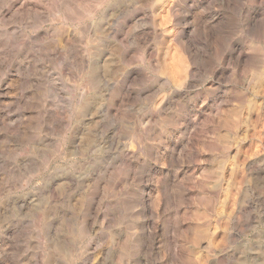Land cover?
I'll use <instances>...</instances> for the list:
<instances>
[{
	"label": "rangeland",
	"instance_id": "rangeland-1",
	"mask_svg": "<svg viewBox=\"0 0 264 264\" xmlns=\"http://www.w3.org/2000/svg\"><path fill=\"white\" fill-rule=\"evenodd\" d=\"M0 264H264V0H0Z\"/></svg>",
	"mask_w": 264,
	"mask_h": 264
},
{
	"label": "clouds",
	"instance_id": "clouds-1",
	"mask_svg": "<svg viewBox=\"0 0 264 264\" xmlns=\"http://www.w3.org/2000/svg\"><path fill=\"white\" fill-rule=\"evenodd\" d=\"M232 39V36L227 33L220 34L217 38L222 51H228V45ZM186 54L192 55L191 49L185 46ZM213 71V64L206 62L199 57L193 56L191 61L187 65L186 74L182 77V82L178 85L171 79L168 81V93L176 89L180 91L176 92V95L180 97V100L176 102V107L170 108L169 111L177 112L182 109L186 103H188L194 96L198 95L196 89L202 87V81L208 77V74ZM161 102L162 99H161Z\"/></svg>",
	"mask_w": 264,
	"mask_h": 264
}]
</instances>
